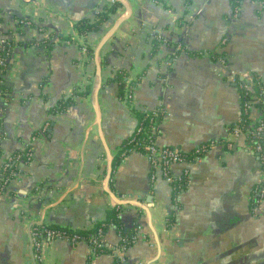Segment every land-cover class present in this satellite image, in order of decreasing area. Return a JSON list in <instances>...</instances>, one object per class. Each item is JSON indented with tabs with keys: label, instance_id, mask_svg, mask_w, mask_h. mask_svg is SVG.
<instances>
[{
	"label": "crops",
	"instance_id": "1",
	"mask_svg": "<svg viewBox=\"0 0 264 264\" xmlns=\"http://www.w3.org/2000/svg\"><path fill=\"white\" fill-rule=\"evenodd\" d=\"M115 1L120 6L98 31L76 36V21ZM239 1L233 17L230 0H0V37L13 41L0 100V177L13 154H31L3 183L0 264H115L114 257L123 264H264V199L258 208L248 199L260 165L245 138L232 136L240 95L230 81L264 78V11L258 0ZM173 43L182 50L172 58ZM82 45L92 48L91 61ZM212 50L225 62L212 61ZM119 70L136 81L130 105L107 82ZM87 86L89 94L65 111L49 112ZM130 107L162 111L158 147H210L197 161L172 165L187 181L175 198L137 152L122 156L108 180L137 125ZM259 117L254 108L249 119ZM118 201H131L120 218L136 233L125 251L114 228L103 234L109 251L100 255L82 241L32 245L33 228L87 231Z\"/></svg>",
	"mask_w": 264,
	"mask_h": 264
},
{
	"label": "trees",
	"instance_id": "2",
	"mask_svg": "<svg viewBox=\"0 0 264 264\" xmlns=\"http://www.w3.org/2000/svg\"><path fill=\"white\" fill-rule=\"evenodd\" d=\"M231 6L236 7L240 4L239 0H230ZM187 3V2H186ZM120 4L118 2H113L109 6H103L101 7L95 14L92 19L83 18L78 21H76L73 25V29L75 31L76 36L81 37L85 39V37L89 33L96 32L100 29L102 24L109 19V17L116 11V8H118ZM177 25H180V20L177 22ZM22 26V23L17 24V29ZM72 36L64 37L63 39L69 40ZM8 43L13 46V41L8 40ZM46 43V42H45ZM45 45V44H44ZM177 43L170 44V52L171 57L177 56L178 53L182 50L175 51ZM46 47H50V45H46ZM156 44L153 43L151 53L153 54L155 52ZM85 51L86 56L89 58V61L93 59V50L91 47L85 45ZM12 52V50H11ZM11 52L9 53V56L11 55ZM187 54L191 56L197 55L196 52H189L186 51ZM209 58H211L212 61L222 60L225 57V54L223 52L218 53L216 50H212L208 52ZM223 62H225L223 60ZM127 73L124 70L116 71L112 78L108 79L107 82H115L117 85V95L119 98H123L126 96L127 102L129 105L131 104V90L135 87L136 81L133 80L131 82H127ZM235 85L238 87L240 100L241 101H249L251 100L252 96H255L260 99H264V78L256 75L255 73H251V78L246 81L244 79H240L239 77H236L235 79ZM250 85L252 89V93L246 91L243 87H239V85ZM2 89H4L2 87ZM90 92V87L87 86L83 92L75 91L72 95V97H67L65 99L59 100L57 106L51 108L49 110L50 113H56V112H62L65 111V109L74 104V98L75 97H82ZM129 96V98H127ZM260 107V104L257 105ZM131 113L135 116L137 120V125L133 133L126 138L121 146V152L119 157H114L111 164V171H113L116 166L119 164L122 156H125L129 152H137L142 153V146L150 142L151 140H155V134H156V127L159 125L162 119V111H141L137 110L134 107H130ZM242 119H245L242 117ZM246 123H248V120H246ZM245 123V124H246ZM244 124H240L242 126ZM154 129V131H152ZM243 129H245V125L243 126ZM246 136V135H245ZM264 138V136H263ZM249 139V137H247ZM262 147L264 148V142L262 143ZM19 153L13 154V156L17 155ZM21 160L26 161V156L20 155ZM18 167V162L12 165L7 172L4 173L5 179H7V182L9 178H11L16 172ZM1 179V178H0ZM187 181H181L176 182L173 184L172 189V196L175 198L178 192L180 190L184 189L186 186ZM179 184V186H178ZM122 211L121 205H116L112 209H108L105 212V217L101 222L96 223L90 230L87 231H72L67 228H60V227H50V226H38L36 227L38 231L42 230H50L54 231L58 234H63V237L70 242H76V241H82L87 243L91 249L93 255H100L107 253L109 250L104 246L105 242L103 240V234L109 229L114 228L119 236L120 239L117 244V248L121 251H125L128 247L134 244L136 233L132 230L125 229L124 226L121 223L120 218V212ZM115 264H122L120 262V259L118 257H114Z\"/></svg>",
	"mask_w": 264,
	"mask_h": 264
},
{
	"label": "built area",
	"instance_id": "3",
	"mask_svg": "<svg viewBox=\"0 0 264 264\" xmlns=\"http://www.w3.org/2000/svg\"><path fill=\"white\" fill-rule=\"evenodd\" d=\"M257 5L259 6L260 10L264 11V0H258ZM238 13L239 5L233 7L231 15L233 17H237ZM8 40L9 39L0 37V100L4 99V97L7 95L6 92L2 89L3 75L7 68V60L9 58V53L13 49V46L8 43ZM180 49L181 45L177 43L176 51H179ZM80 51L81 55L86 56L85 46L82 45ZM218 61L220 63L223 62V60L221 59ZM236 77L238 76H230V81L235 82ZM250 78L251 75L246 78L240 79L248 81ZM239 87H243L246 91L252 93L250 85L241 84L239 85ZM127 98H129V96ZM259 104L260 107L257 106ZM254 108L258 109L260 112V117L257 121H252L249 119V115ZM242 117L245 119H242ZM246 120H248V123H246ZM240 124H244L245 129H243L244 125L240 126ZM236 126L237 127H234L232 129V136L235 138L244 137L245 144L247 145V147H249L250 150L255 153L258 157L260 171L257 181L251 188L250 195L248 198L250 203L253 204V207L258 208L264 199V148L262 147V143L264 142V99L252 96L251 100L249 101L240 100V117ZM247 137H249V139H247ZM225 147L228 149L230 147V144L227 143ZM209 148V145L199 146L189 153H183L179 149L173 147H158L155 142L151 140L150 142L142 146L143 152L140 154L146 158L149 164V167L151 169V178L154 177L155 173H159L165 181L171 184L173 189L174 183L186 181V174L184 172L180 175L174 176L171 172L172 165L178 162L197 161ZM20 155L26 156V161L30 160L31 154L28 151L24 153H19L11 157L10 159H7L2 169L3 172H1L2 176L0 177V195L3 189V183L5 184L7 182V179L4 178V173L7 172V170L17 162L18 164L25 163V161L21 160ZM31 237L32 245L35 247V249H38L43 241H51L53 239H65L63 237V234H58L50 230L38 231L37 228L32 229Z\"/></svg>",
	"mask_w": 264,
	"mask_h": 264
},
{
	"label": "water",
	"instance_id": "4",
	"mask_svg": "<svg viewBox=\"0 0 264 264\" xmlns=\"http://www.w3.org/2000/svg\"><path fill=\"white\" fill-rule=\"evenodd\" d=\"M128 15H129V13H128L124 18L119 19V20L115 23L114 28L117 27L122 21H124ZM94 60H95V63H97V53H94ZM110 172H111V168L109 167V169H108V180H109V177H110ZM149 201H150V199L147 200V202H149ZM128 203H131V201H130V202H129V201H128V202L118 201L116 205H121V206H122V205H125V204H128ZM134 203L137 204V205L139 204L138 202H134ZM139 205H140V204H139ZM140 207H141L142 210L145 211V213L147 214V216H148V218H149L148 208H146V207H142L141 205H140ZM148 226H150V223H149ZM150 227H151V226H150Z\"/></svg>",
	"mask_w": 264,
	"mask_h": 264
}]
</instances>
